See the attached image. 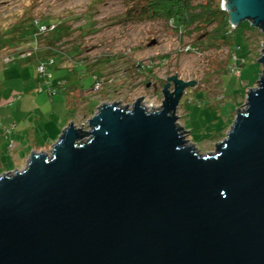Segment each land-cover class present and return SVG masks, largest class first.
<instances>
[{
  "label": "water",
  "instance_id": "1",
  "mask_svg": "<svg viewBox=\"0 0 264 264\" xmlns=\"http://www.w3.org/2000/svg\"><path fill=\"white\" fill-rule=\"evenodd\" d=\"M223 9L264 32V0ZM259 62L212 154L179 125L195 82L173 76L160 109L102 104L89 132L71 122L50 155L0 176V264H264V47Z\"/></svg>",
  "mask_w": 264,
  "mask_h": 264
},
{
  "label": "rangeland",
  "instance_id": "2",
  "mask_svg": "<svg viewBox=\"0 0 264 264\" xmlns=\"http://www.w3.org/2000/svg\"><path fill=\"white\" fill-rule=\"evenodd\" d=\"M127 10L125 0H0V136L8 139H4L0 154L4 160L0 161L5 171L21 170L18 168L37 150L50 155L64 130L59 121L68 117L66 97L59 91L51 97L50 86L38 74L40 65L47 66L54 87L71 79L69 68H78L76 77L82 92L70 98L76 109L73 120L77 121L90 119L105 103L131 109L140 99L149 111L158 110L169 78L194 81L177 111L188 144L204 156L214 153L226 139L237 112L245 109L248 92L257 88L263 72L259 60L264 32L245 21L230 36L232 47L223 44L189 52L184 45L193 40L187 37L181 43L164 22L126 19ZM44 19L65 21L70 27V34L58 48L63 61L60 55H43L42 59L38 55L21 56L36 52L30 22ZM25 20L32 37H26L18 25ZM41 33L40 29L37 36ZM74 47H79V55L70 58L66 54ZM230 57L234 64L245 60L238 77L230 72ZM50 60L55 62L53 66H48ZM139 63L144 65L142 71H138ZM149 66L153 73L143 74ZM232 67L237 71L236 65ZM102 77L111 84L92 92L96 78Z\"/></svg>",
  "mask_w": 264,
  "mask_h": 264
},
{
  "label": "trees",
  "instance_id": "3",
  "mask_svg": "<svg viewBox=\"0 0 264 264\" xmlns=\"http://www.w3.org/2000/svg\"><path fill=\"white\" fill-rule=\"evenodd\" d=\"M222 0H125V4L128 6L126 12V19H133L137 22H164L169 28L173 29L178 34L179 41L184 43L185 38H190L192 43L184 45L185 47L191 46L194 52L206 51L209 49L217 48L223 44L230 45L232 47V41L230 36L234 34L238 27L233 28L230 23V17L228 12L224 11L221 7ZM26 20L18 25L26 33V37L33 35L32 40H36L37 49L34 55L43 56L54 55L62 56V52L58 51V48L63 44L64 39L70 34V27L65 24V21L55 19L32 20L30 23L34 28V32L29 35L27 27H25ZM52 26H55L53 30H50ZM43 27L48 30L42 32L40 35V29ZM17 28V26H16ZM85 31V28L82 29ZM238 46H236V49ZM41 50V52H38ZM233 51V50H232ZM79 47H74L66 54L70 58H75L79 55ZM235 54L233 52L232 58ZM169 56L164 57V62L167 61ZM234 59L230 57V72H233V67L236 65L239 70L245 65V60L240 63L234 64ZM51 62V60H50ZM48 64V62H47ZM54 63H49L48 66H53ZM104 64V62H102ZM138 71H142V65L138 64ZM153 69L151 66L143 70V74H152ZM234 73V72H233ZM71 79L68 82L63 83L57 88L59 93L66 97V104L68 107V115L73 116L75 104L70 101V98L75 99L77 93L82 92L79 90L80 83L76 77L78 74V68L74 67L73 70L69 68L68 72ZM236 75V73H234ZM237 76V75H236ZM238 77V76H237ZM105 78V77H102ZM99 78V79H102ZM111 84L109 79L105 84ZM164 88V86H163ZM93 112H91L92 116Z\"/></svg>",
  "mask_w": 264,
  "mask_h": 264
},
{
  "label": "built area",
  "instance_id": "4",
  "mask_svg": "<svg viewBox=\"0 0 264 264\" xmlns=\"http://www.w3.org/2000/svg\"><path fill=\"white\" fill-rule=\"evenodd\" d=\"M221 7H222V9H223V0L221 1ZM224 11H226V9H223ZM231 26L233 27V28H236V27H234L232 24H231ZM55 28V26H52L51 28H50V30H53ZM42 30V32H45V31H47L48 29L47 28H42L41 29ZM44 30V31H43ZM186 50L187 51H190V50H194L190 45L189 46H187L186 47ZM33 55V53H32V51H27L26 53H24L23 55H21L23 58H26L27 56H32ZM49 63H54L53 61H51V62H49ZM48 63V64H49ZM142 67H144V65H142ZM236 68H237V71L236 70H234L233 69V72L234 73H236V75L238 76V75H240V68H238L237 66H236ZM47 66H45V65H40V66H38V68H37V71H38V74L40 75V78L47 84V85H49L50 86V95H55V94H57V92H58V89L57 88H54L52 85H51V80H50V77L47 75ZM107 81V78H102V79H99V78H96V80H95V83H94V86H93V88H92V92H94V93H98V92H100L102 89H103V87H104V85H105V82ZM163 102V101H162ZM162 106H160V108H161ZM151 108V107H150ZM159 108V109H160ZM147 110L149 111V108H147ZM151 110H153V109H151ZM70 119V118H69ZM74 123H75V125H76V127L78 128V129H82L84 132H89V130H90V128H89V124H88V121H89V119H87V120H81V121H77V120H72ZM69 123H71L70 121H69ZM69 125V124H68Z\"/></svg>",
  "mask_w": 264,
  "mask_h": 264
},
{
  "label": "crops",
  "instance_id": "5",
  "mask_svg": "<svg viewBox=\"0 0 264 264\" xmlns=\"http://www.w3.org/2000/svg\"><path fill=\"white\" fill-rule=\"evenodd\" d=\"M39 55V54H38ZM43 57V56H42ZM42 57L41 56H38V59H42ZM9 60V59H8ZM11 61V60H10ZM51 97L53 98L54 96L53 95H51ZM66 104V103H65ZM66 108H68L67 107V104H66ZM68 112H69V110H68ZM63 113H64V111H63ZM67 116V115H66ZM61 117L60 118V124H59V126H60V128L61 129H65L66 127H67V125H68V123H69V121L70 120H73V118H74V116H69L68 115V117ZM70 118V119H69ZM0 119H2V117H1V113H0ZM4 130H6V131H8V128L7 127H3V131ZM32 131H34V130H32ZM35 132V131H34ZM60 138V137H59ZM4 139L5 140H8V139H6L5 137H4ZM4 139H3V136H0V154H1V152H3V148L2 147H4V144H5V141H4ZM59 140V139H58ZM57 140V141H58ZM15 143V142H14ZM13 143V144H14ZM37 152H44V153H47V151H43V150H37ZM1 159H3L2 157H0ZM4 160V159H3ZM29 160V159H28ZM28 162V161H27ZM26 162V163H27ZM2 161H0V176H2V175H4V174H6V173H9V172H7V171H5L3 168H2ZM26 163L24 162V164L22 165V166H20L18 169H21V170H23V168L25 167V165H26ZM21 170H16V171H21Z\"/></svg>",
  "mask_w": 264,
  "mask_h": 264
},
{
  "label": "flooded vegetation",
  "instance_id": "6",
  "mask_svg": "<svg viewBox=\"0 0 264 264\" xmlns=\"http://www.w3.org/2000/svg\"><path fill=\"white\" fill-rule=\"evenodd\" d=\"M173 86V85H172ZM171 91H173V88H172V90ZM163 92V91H162ZM164 95V94H163Z\"/></svg>",
  "mask_w": 264,
  "mask_h": 264
}]
</instances>
